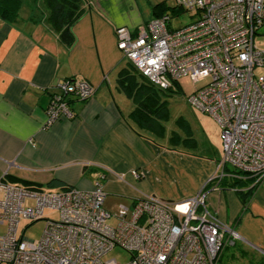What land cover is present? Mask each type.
Here are the masks:
<instances>
[{
    "label": "crops",
    "instance_id": "1",
    "mask_svg": "<svg viewBox=\"0 0 264 264\" xmlns=\"http://www.w3.org/2000/svg\"><path fill=\"white\" fill-rule=\"evenodd\" d=\"M161 2L82 0L68 46L47 22L43 0L39 6L20 0L14 23L0 19V178L44 191L88 190L97 182L104 201L110 196L129 205L136 196L177 202L202 193L206 208L238 234L242 264H256L264 260V178L251 190V182L234 187L210 180L222 156L217 124L193 129L178 118L180 130L163 122L156 133L129 117L135 102L117 81L120 70L132 68L114 30L135 31ZM65 79L84 80L94 91L85 100L67 96L72 116L48 122L51 96Z\"/></svg>",
    "mask_w": 264,
    "mask_h": 264
},
{
    "label": "built area",
    "instance_id": "2",
    "mask_svg": "<svg viewBox=\"0 0 264 264\" xmlns=\"http://www.w3.org/2000/svg\"><path fill=\"white\" fill-rule=\"evenodd\" d=\"M174 2L177 9L191 12L189 23L172 28L164 13L135 31L117 27L116 45L159 88L185 75L198 80L209 73L210 81L187 101L212 117L220 130L223 153L210 180L219 182L228 175L227 166L256 185L264 178V49L254 38L264 36V0ZM93 91L84 80L58 83L46 110L48 122L72 116L67 96L85 100ZM130 173L141 176L137 170ZM103 204L97 182L88 190L44 191L0 178V225H7L0 235V264H119L104 260L114 247L130 254L126 264H224L223 248L239 239L206 208L202 193L177 202L136 196L129 206L118 205L113 211ZM46 209L57 218L45 217ZM22 219L46 221L39 239L17 235Z\"/></svg>",
    "mask_w": 264,
    "mask_h": 264
},
{
    "label": "trees",
    "instance_id": "3",
    "mask_svg": "<svg viewBox=\"0 0 264 264\" xmlns=\"http://www.w3.org/2000/svg\"><path fill=\"white\" fill-rule=\"evenodd\" d=\"M43 3L48 11L47 22L56 31L60 42L67 46L70 45L74 40L71 27L83 14L82 0H43ZM19 8L20 0H0V19L14 23L18 17ZM166 10V3L161 2L154 6L153 14L158 17L164 14ZM130 65L132 69L125 68L119 71L117 81L119 87L135 102V107L130 112L129 117L139 127L156 133L162 132L164 129L162 123L168 117L166 101L162 99V93H173L178 88L177 83H173L166 89L159 88L138 73L131 63ZM224 172L228 175L220 179V184L235 187L241 183L251 182L250 178L242 176L240 172L227 166L224 167ZM10 181L19 182L23 187L29 189L40 190L37 184L26 180L10 178ZM254 186L251 185L249 190ZM66 188L68 187H60V189ZM256 264H264V260H259Z\"/></svg>",
    "mask_w": 264,
    "mask_h": 264
},
{
    "label": "rangeland",
    "instance_id": "4",
    "mask_svg": "<svg viewBox=\"0 0 264 264\" xmlns=\"http://www.w3.org/2000/svg\"><path fill=\"white\" fill-rule=\"evenodd\" d=\"M23 2L39 6L40 0H23ZM165 3L167 5V10L165 11V13L170 17V27L176 28L185 25L192 20L191 12L182 10L177 11L178 9L175 7L174 0H166ZM254 42L259 49H264V36H255ZM210 77V74L207 72L199 76L198 80H195L190 75H185L178 79L177 90H174L173 93H162V99L166 101L167 106L168 117L164 123V126L166 125L167 129L172 126L175 129L180 130V126H178V124L176 123V120L178 118L187 120V122L192 125L193 129L197 127L198 123H202L209 129L217 126L215 120L212 117L197 111L196 109L191 107V105L187 101V97L196 88L201 87L208 81H210ZM219 147L220 152L223 153L221 143ZM43 189H45V191H52V188L44 187ZM124 202H115V199L110 196H107L104 201L105 206H109L107 209L108 211H113L118 205L129 206V204H127V201ZM26 203L32 204L33 201L27 200ZM44 216L55 219L57 218V213L46 209L44 211ZM108 223L114 224L115 220L109 219ZM45 224L46 221L44 219L36 220L32 223L27 219H22L18 224L17 235L20 236L22 233L21 236L23 238L37 240L39 239ZM25 226L27 227L25 228ZM6 230V224L0 225V235L4 234ZM235 243L236 244L234 245H229L223 248L220 257L221 263L242 264L246 262V258H242L239 256L237 241H235ZM108 259H115V261L119 264H126L130 260V254L119 247H114L104 256V260Z\"/></svg>",
    "mask_w": 264,
    "mask_h": 264
},
{
    "label": "bare ground",
    "instance_id": "5",
    "mask_svg": "<svg viewBox=\"0 0 264 264\" xmlns=\"http://www.w3.org/2000/svg\"><path fill=\"white\" fill-rule=\"evenodd\" d=\"M206 183H208V182H206ZM206 183H205V185H206Z\"/></svg>",
    "mask_w": 264,
    "mask_h": 264
}]
</instances>
